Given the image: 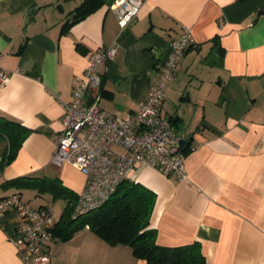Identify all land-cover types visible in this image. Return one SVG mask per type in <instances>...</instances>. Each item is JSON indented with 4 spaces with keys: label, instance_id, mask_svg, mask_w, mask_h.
<instances>
[{
    "label": "crops",
    "instance_id": "1",
    "mask_svg": "<svg viewBox=\"0 0 264 264\" xmlns=\"http://www.w3.org/2000/svg\"><path fill=\"white\" fill-rule=\"evenodd\" d=\"M112 1L65 27L80 0H0V67L9 74L0 85V116L29 129L0 171V197L19 193L33 206L60 200L54 215L64 228V210L85 176L50 157L62 129L61 102L72 100L89 53L117 47L98 68L99 105L126 116L147 97L170 42L186 26L195 44L177 66L161 115L190 149L187 178L143 166L134 180L156 194L150 224L158 244L198 241L205 264H264V0H144L123 28ZM7 147L2 139L0 159ZM22 177L33 184H7ZM42 178L56 179L67 193L41 191ZM17 221L11 211L0 217V264H23L13 242ZM48 250V264H147L129 245L108 243L87 225L65 238L56 234Z\"/></svg>",
    "mask_w": 264,
    "mask_h": 264
},
{
    "label": "built area",
    "instance_id": "2",
    "mask_svg": "<svg viewBox=\"0 0 264 264\" xmlns=\"http://www.w3.org/2000/svg\"><path fill=\"white\" fill-rule=\"evenodd\" d=\"M144 0H113L110 3L120 27L138 17ZM195 44L189 27L170 42V53L147 97L137 109L120 116L99 105L100 64L117 53L115 45L97 48L88 55L87 66L72 89V100L64 108L62 129L54 136L50 162L69 163L85 176L82 190L73 207L74 215H84L101 206L126 179H135L143 166L158 168L164 174L187 178L185 153L169 117L161 115L170 81L185 51ZM9 80L0 67V85ZM14 212L18 218L13 242L23 264H48V246L56 225L54 203L33 206L18 193L0 199V217Z\"/></svg>",
    "mask_w": 264,
    "mask_h": 264
},
{
    "label": "trees",
    "instance_id": "3",
    "mask_svg": "<svg viewBox=\"0 0 264 264\" xmlns=\"http://www.w3.org/2000/svg\"><path fill=\"white\" fill-rule=\"evenodd\" d=\"M103 3L104 0H80L69 12L71 16L64 26L70 27L83 20ZM28 133L29 129L16 120L0 116V141L7 140L8 143L7 150L0 159V171L14 158ZM182 151L186 154L190 149L183 146ZM25 180L28 184H33L34 181L22 177L9 180L7 184L19 186ZM37 181L46 184L41 191H51L54 198L67 193L56 179L42 178ZM76 199L77 195L69 199L63 215L66 225L58 229L56 224L53 236L60 234L65 238L73 229L87 225L108 243L129 245L133 253L147 264H205V256L198 241L176 246H165L156 242V228L150 224L156 194L142 183L129 178L122 180L101 206L84 215L73 214ZM75 221L76 224L72 227L71 224Z\"/></svg>",
    "mask_w": 264,
    "mask_h": 264
},
{
    "label": "rangeland",
    "instance_id": "4",
    "mask_svg": "<svg viewBox=\"0 0 264 264\" xmlns=\"http://www.w3.org/2000/svg\"><path fill=\"white\" fill-rule=\"evenodd\" d=\"M24 190H23V194H24ZM26 193V192H25ZM24 195H26V194H24ZM54 203V207H55V209H56V211H58V209H60L61 207H62V202L60 201V200H56L55 202H53Z\"/></svg>",
    "mask_w": 264,
    "mask_h": 264
},
{
    "label": "water",
    "instance_id": "5",
    "mask_svg": "<svg viewBox=\"0 0 264 264\" xmlns=\"http://www.w3.org/2000/svg\"><path fill=\"white\" fill-rule=\"evenodd\" d=\"M184 143H185V141L184 140H180V147H183L184 146Z\"/></svg>",
    "mask_w": 264,
    "mask_h": 264
}]
</instances>
